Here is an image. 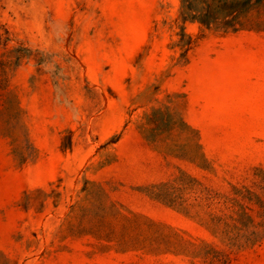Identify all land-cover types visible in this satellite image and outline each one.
Wrapping results in <instances>:
<instances>
[{
    "label": "rangeland",
    "instance_id": "1",
    "mask_svg": "<svg viewBox=\"0 0 264 264\" xmlns=\"http://www.w3.org/2000/svg\"><path fill=\"white\" fill-rule=\"evenodd\" d=\"M234 16L0 0V264H264V0Z\"/></svg>",
    "mask_w": 264,
    "mask_h": 264
},
{
    "label": "trees",
    "instance_id": "2",
    "mask_svg": "<svg viewBox=\"0 0 264 264\" xmlns=\"http://www.w3.org/2000/svg\"><path fill=\"white\" fill-rule=\"evenodd\" d=\"M262 0L253 3L252 0H182L184 13L187 18L211 24L218 19H225L235 14L232 22L241 21V17ZM226 21L227 24L232 23ZM264 188V186H263ZM257 201H261L257 198Z\"/></svg>",
    "mask_w": 264,
    "mask_h": 264
}]
</instances>
